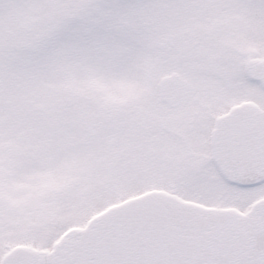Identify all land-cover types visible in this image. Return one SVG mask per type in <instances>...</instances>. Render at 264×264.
Returning <instances> with one entry per match:
<instances>
[{"label":"snow or ice","instance_id":"6c2138e0","mask_svg":"<svg viewBox=\"0 0 264 264\" xmlns=\"http://www.w3.org/2000/svg\"><path fill=\"white\" fill-rule=\"evenodd\" d=\"M0 264H264V0H0Z\"/></svg>","mask_w":264,"mask_h":264}]
</instances>
